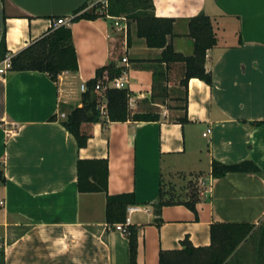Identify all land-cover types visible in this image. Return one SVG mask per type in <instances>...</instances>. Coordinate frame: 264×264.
Segmentation results:
<instances>
[{"label": "crops", "instance_id": "obj_1", "mask_svg": "<svg viewBox=\"0 0 264 264\" xmlns=\"http://www.w3.org/2000/svg\"><path fill=\"white\" fill-rule=\"evenodd\" d=\"M88 1L0 0L6 59L57 28V18L71 20ZM153 1L157 17L176 21L171 39L176 52L194 53L188 36L193 17L210 16L216 33L217 45L206 60L213 84L189 81L186 124L169 121L163 101H152L153 67L136 61L160 59L164 49L148 47L130 20L127 48L108 17L70 23L79 71L65 72L57 82L39 71L0 74L5 264H130L129 236L122 224L106 221L108 196L125 193H134L142 208L131 217L137 264H160L161 251L182 249L186 237L195 247L210 246L214 223L255 224L254 235L227 264L257 261L253 238L264 227V0ZM109 63L127 68L132 113L154 110L161 119L97 123L88 145L79 148L61 114L82 106L81 85ZM171 77L173 85L177 72ZM97 159L108 160V191L82 193L78 162ZM248 160L262 173L212 176L214 161ZM161 200L172 204L162 209L158 226L155 205ZM191 201L197 212L186 206Z\"/></svg>", "mask_w": 264, "mask_h": 264}, {"label": "trees", "instance_id": "obj_2", "mask_svg": "<svg viewBox=\"0 0 264 264\" xmlns=\"http://www.w3.org/2000/svg\"><path fill=\"white\" fill-rule=\"evenodd\" d=\"M93 0L84 3L74 12L70 23L80 20H97L126 16L136 23L137 36L144 38L148 47L164 49L162 57L152 61H136L147 63L153 67L154 83L152 101L162 100L170 113L169 121L181 124L189 122L188 118V83L192 78H198L209 85L213 84L212 74L206 68L208 51L217 45V37L211 17L201 14L189 20L188 36L194 40V53L185 56L176 52L171 39L174 37L175 20L156 16L153 0H107V5L99 1L92 5ZM60 19L57 18L56 21ZM9 54L6 34L0 43V62ZM12 72L39 71L46 73L57 82L65 72L77 73L79 60L74 44L71 27L62 25L53 28L49 33L33 42L27 48L11 57ZM127 71L124 66L109 63L96 72V77L87 82L88 90L82 95V106L74 107L62 121L64 127L75 137L79 148L88 145L92 137V128L97 123L128 122V121H160V113L152 110L147 113L133 114L130 109L132 92L129 88L108 90V112L104 116L99 110V94L96 84L107 83L119 78ZM177 72L178 81L170 85L172 73ZM105 118V119H104ZM107 118V120H106ZM52 119L56 120L57 116ZM232 172H247L261 174V169L253 161L227 165L218 161L212 164V176L221 178ZM109 178V163L106 159L79 160L78 189L82 193L107 192ZM0 183L5 184L6 178L0 172ZM134 193L108 196L106 221L109 225L123 224L127 219L129 206L136 205ZM172 204L161 200L155 205L157 224L163 223L162 209ZM194 212L196 201L185 203ZM256 225L252 223H214L211 225V245L195 247L186 237L182 249L161 251L160 264H227L243 242L255 233ZM130 234V264H137L138 233L137 229L129 227ZM259 241L257 261L264 264V227L254 236ZM0 264H5V253L0 252Z\"/></svg>", "mask_w": 264, "mask_h": 264}, {"label": "built area", "instance_id": "obj_3", "mask_svg": "<svg viewBox=\"0 0 264 264\" xmlns=\"http://www.w3.org/2000/svg\"><path fill=\"white\" fill-rule=\"evenodd\" d=\"M103 3H105L107 5V0H102ZM107 17L111 20H113V25L114 28L116 30V32L118 33L117 36V40L120 41L121 43H123L124 47L127 48L128 46V39H129V19L126 16H119V17H113L110 15H107ZM71 22V20L67 19V18H60L56 21L55 26L59 27L62 25H69ZM124 63L128 62L127 58L123 59ZM11 68V58H7L4 63L3 66L0 68V74H6L7 71H9ZM126 75V71L123 73V75L119 78H115L107 83H103L101 81H99L96 84L95 90L96 92L99 94L100 98H99V110L101 111V113L104 116H107V112H108V98H107V93L109 89L112 88H117V89H125L128 88L127 84L128 81L126 80V78L124 77ZM81 92L85 93L88 90L87 87V83H83L80 87ZM66 114L62 113L61 117L62 118H66ZM142 210V208L140 206L137 205H132L128 207V214H127V219L125 221V223H123L122 226V232L124 234L129 235L130 231H129V227L131 226V222H132V214L136 213L138 211Z\"/></svg>", "mask_w": 264, "mask_h": 264}, {"label": "rangeland", "instance_id": "obj_4", "mask_svg": "<svg viewBox=\"0 0 264 264\" xmlns=\"http://www.w3.org/2000/svg\"><path fill=\"white\" fill-rule=\"evenodd\" d=\"M99 1H102V0H93L92 2V5L93 4H95V3H97V2H99ZM177 81H178V78L176 79V78H174V80H173V82L176 84L177 83ZM163 105H164V107L166 106V103H164L163 102ZM155 109V108H154ZM156 109H158V110H160L161 108H156ZM255 246H259V241L258 240H256V243H255ZM254 246V247H255ZM256 248V247H255ZM251 264H262V263H260V261L258 260V261H253V263H251Z\"/></svg>", "mask_w": 264, "mask_h": 264}]
</instances>
